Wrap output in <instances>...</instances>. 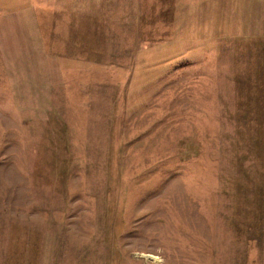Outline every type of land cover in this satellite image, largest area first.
Instances as JSON below:
<instances>
[{
    "label": "rangeland",
    "instance_id": "rangeland-1",
    "mask_svg": "<svg viewBox=\"0 0 264 264\" xmlns=\"http://www.w3.org/2000/svg\"><path fill=\"white\" fill-rule=\"evenodd\" d=\"M0 264H264V0H0Z\"/></svg>",
    "mask_w": 264,
    "mask_h": 264
}]
</instances>
